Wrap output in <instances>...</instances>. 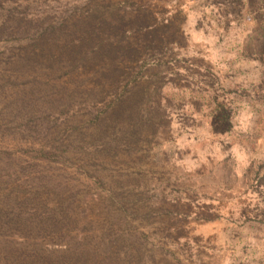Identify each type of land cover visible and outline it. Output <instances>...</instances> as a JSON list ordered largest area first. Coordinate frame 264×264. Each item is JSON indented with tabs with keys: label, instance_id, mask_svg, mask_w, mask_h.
Segmentation results:
<instances>
[{
	"label": "rangeland",
	"instance_id": "1",
	"mask_svg": "<svg viewBox=\"0 0 264 264\" xmlns=\"http://www.w3.org/2000/svg\"><path fill=\"white\" fill-rule=\"evenodd\" d=\"M80 252L264 264V0H0V264Z\"/></svg>",
	"mask_w": 264,
	"mask_h": 264
},
{
	"label": "trees",
	"instance_id": "2",
	"mask_svg": "<svg viewBox=\"0 0 264 264\" xmlns=\"http://www.w3.org/2000/svg\"><path fill=\"white\" fill-rule=\"evenodd\" d=\"M61 29H64V28H61ZM59 31H60V28H54V27H51V28H49V29L46 31L45 34L42 35V37H44V36L46 35L47 38L50 39V37H54V36H56V35L59 33ZM61 31H62V30H61ZM91 34H93V33L90 32V35H91ZM79 42H81V38L79 39ZM48 227H50V228H54V226L51 225V224L48 225ZM50 259H51V258H49L50 263L53 264V261H51ZM35 260L38 261L40 264H42L41 261H42L43 263H46V264L49 263V261H48L47 259L42 260L40 254H38V255L36 256V259H35ZM57 264H81V252L78 253V254H73V253H72V254L69 255V257H68L67 259L63 258V260L60 261V262L57 263Z\"/></svg>",
	"mask_w": 264,
	"mask_h": 264
}]
</instances>
